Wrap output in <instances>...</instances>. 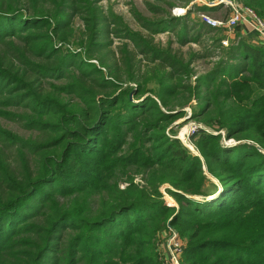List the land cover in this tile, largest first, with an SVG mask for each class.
<instances>
[{
    "label": "trees",
    "instance_id": "obj_1",
    "mask_svg": "<svg viewBox=\"0 0 264 264\" xmlns=\"http://www.w3.org/2000/svg\"><path fill=\"white\" fill-rule=\"evenodd\" d=\"M241 1L264 20V0ZM97 2L0 0V117L36 132L22 138L0 125V264H159L167 228L184 240L180 264H264V39L224 47L217 29L214 67L185 87L215 131L198 130L200 159L165 132L179 116L166 108L179 85H165L178 63L161 56L171 71L156 89L119 81V69L132 81L139 67L125 48L118 59L108 49L110 20ZM74 16L85 32L78 50L68 47ZM179 22L193 40L214 31L199 18ZM45 79L64 83L48 89ZM221 132L236 143L224 145ZM129 168L169 174L137 183ZM88 190L100 192L94 213L85 199L67 205Z\"/></svg>",
    "mask_w": 264,
    "mask_h": 264
},
{
    "label": "rangeland",
    "instance_id": "obj_2",
    "mask_svg": "<svg viewBox=\"0 0 264 264\" xmlns=\"http://www.w3.org/2000/svg\"><path fill=\"white\" fill-rule=\"evenodd\" d=\"M213 1L214 0H98L97 2L105 17L110 20L107 25L108 31L105 37V41H108L109 44L108 49H111L114 57L118 59L120 50L125 48L133 55V65L139 67L138 73L136 72L134 76L136 79L132 81L127 80L126 72L123 69L124 67L119 69L115 74L118 76L119 81L127 85H132V83H137L138 81L146 88L156 89L157 85H159V81L162 80L164 82V77L171 71V69L166 66L167 63L163 61L164 58H161V56H168L178 63V74L175 75V77L167 78V80H165V85L176 83L179 85V88L175 90V94L168 98L166 107L169 110L179 111V116L172 119L171 122L165 123L167 127L165 132L177 138L191 154L198 155L200 159L199 151L193 144L194 138L199 133L198 130L202 129V131L206 133L215 131L209 126H205L203 118L199 115L198 110L203 104L202 100L194 95H190L185 87L195 84L197 78L205 76L214 67L221 50L213 44V39L221 36V34L217 33L216 29L210 33H202L200 37L193 40V34L189 29H186L184 34H180L179 21L182 19L185 23L190 25L191 22L197 21L199 13H204L216 19L225 18L228 10L221 4L213 3ZM236 1L243 4L241 0ZM202 6H212L216 8L213 10H199L198 7ZM46 8L47 6H45V9ZM129 32L140 37V43H142L141 46L143 48L139 50L141 46L135 45L132 40L126 38L125 35ZM246 32H240L238 36H236L237 34L235 35V31L232 30V38H239L240 36L242 40L248 43L257 44L261 42V40L256 37L246 34ZM69 34L68 47L76 50L80 49L85 40V32L82 22L76 16L71 19ZM228 37L229 36L226 37L227 45L232 42V38ZM142 50H144L145 53H142ZM150 51L160 52V57H158V55H153ZM93 55L94 53L91 52L83 54L89 61L97 63ZM165 60H167V58H165ZM108 75L110 77L115 76L112 71H110ZM44 81H46L44 87L48 89L53 88L50 87V85L64 83V80L45 79ZM200 92L203 93L202 87H200ZM64 98L69 99L71 102H75L72 97L64 96ZM216 101L217 103L220 102V98H217ZM226 103H228V101H226ZM7 110L27 113L26 110L20 107H10L7 108ZM191 122L196 123L199 127L197 131L193 133L190 132L189 127V123ZM0 125L22 138H32L36 135L35 131L27 130L20 122L13 120L0 117ZM220 136V140L224 145L236 143L232 138L224 139L222 132ZM126 150L127 147L125 146L122 152ZM127 174L133 178L134 182L141 183L142 177L151 178V176H153L154 179L160 180L164 175H168L169 172L167 170H161L160 173L157 172L152 174L151 170L129 168ZM117 177L120 182L119 185L122 187L121 181L124 180L125 177L119 174H117ZM211 180L214 181L212 178ZM167 186V183L160 184L159 191L162 193L165 202L169 199L172 202L171 204L176 206V202L164 192V187ZM99 196L100 192L97 190H88L87 192L84 191L75 196L71 195L67 198L65 197L64 199L69 206H77L85 199L87 201V210L94 213L96 201ZM178 238L183 245L184 240L180 237Z\"/></svg>",
    "mask_w": 264,
    "mask_h": 264
},
{
    "label": "built area",
    "instance_id": "obj_3",
    "mask_svg": "<svg viewBox=\"0 0 264 264\" xmlns=\"http://www.w3.org/2000/svg\"><path fill=\"white\" fill-rule=\"evenodd\" d=\"M213 3L224 6L228 10L227 16L222 19H216L204 13H199L198 18L204 25L214 30H221L223 34V37L219 40L221 46L227 45L226 37L229 36L236 26L244 27L259 40L264 39V20L257 15L252 7L238 3L236 0H214ZM189 124L190 132L192 133L199 128L194 122ZM182 248L183 245L176 232L167 228L162 234V241L159 245V263L180 264Z\"/></svg>",
    "mask_w": 264,
    "mask_h": 264
},
{
    "label": "crops",
    "instance_id": "obj_4",
    "mask_svg": "<svg viewBox=\"0 0 264 264\" xmlns=\"http://www.w3.org/2000/svg\"><path fill=\"white\" fill-rule=\"evenodd\" d=\"M236 27H238V28L240 29V32H241V33H244V32L247 31L244 27H241V26H236ZM239 29H238V33H240V32H239ZM246 34H250V35H252L249 31H247ZM252 36L255 37L254 35H252ZM232 37H233V34H232V33L229 34V38H232Z\"/></svg>",
    "mask_w": 264,
    "mask_h": 264
}]
</instances>
